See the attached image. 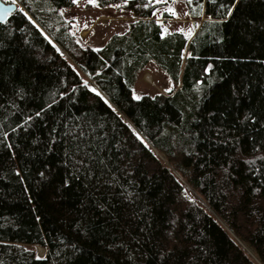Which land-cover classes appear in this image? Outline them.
Instances as JSON below:
<instances>
[{
  "label": "trees",
  "instance_id": "obj_1",
  "mask_svg": "<svg viewBox=\"0 0 264 264\" xmlns=\"http://www.w3.org/2000/svg\"><path fill=\"white\" fill-rule=\"evenodd\" d=\"M15 1L0 264H264V0H187L190 37L163 35L152 0H94L136 17L98 48L73 0ZM148 62L176 88L134 98Z\"/></svg>",
  "mask_w": 264,
  "mask_h": 264
},
{
  "label": "rangeland",
  "instance_id": "obj_2",
  "mask_svg": "<svg viewBox=\"0 0 264 264\" xmlns=\"http://www.w3.org/2000/svg\"><path fill=\"white\" fill-rule=\"evenodd\" d=\"M152 1L159 4L152 17L160 22L162 34L177 31L186 37L192 35L198 21L188 18L187 0ZM60 12L66 20L74 23L81 44L92 48L103 45L111 34L124 33L130 23L136 19L135 15L124 7V2L99 7L94 0H75L72 6L64 7ZM175 88V84L153 62H148L137 75L132 95L134 98H139L142 94L166 95ZM245 250L250 257H253L248 248ZM36 253L41 256L38 248Z\"/></svg>",
  "mask_w": 264,
  "mask_h": 264
},
{
  "label": "water",
  "instance_id": "obj_3",
  "mask_svg": "<svg viewBox=\"0 0 264 264\" xmlns=\"http://www.w3.org/2000/svg\"><path fill=\"white\" fill-rule=\"evenodd\" d=\"M0 6H2L3 8L10 9V11H9V13H8L7 16H4V15L0 14V23H3V22H5L8 19V17L10 16V14L13 11L16 10L17 6H16V3H13V2H4L2 0H0Z\"/></svg>",
  "mask_w": 264,
  "mask_h": 264
},
{
  "label": "snow or ice",
  "instance_id": "obj_4",
  "mask_svg": "<svg viewBox=\"0 0 264 264\" xmlns=\"http://www.w3.org/2000/svg\"><path fill=\"white\" fill-rule=\"evenodd\" d=\"M12 2L15 3V0H12ZM73 2H75V0H73ZM9 11L10 9L3 8L2 6H0V14L7 16ZM97 95H99V93H97Z\"/></svg>",
  "mask_w": 264,
  "mask_h": 264
},
{
  "label": "bare ground",
  "instance_id": "obj_5",
  "mask_svg": "<svg viewBox=\"0 0 264 264\" xmlns=\"http://www.w3.org/2000/svg\"><path fill=\"white\" fill-rule=\"evenodd\" d=\"M38 252H39V254L42 256V254H43V248L38 247Z\"/></svg>",
  "mask_w": 264,
  "mask_h": 264
},
{
  "label": "crops",
  "instance_id": "obj_6",
  "mask_svg": "<svg viewBox=\"0 0 264 264\" xmlns=\"http://www.w3.org/2000/svg\"><path fill=\"white\" fill-rule=\"evenodd\" d=\"M162 29V28H161ZM170 33V32H169ZM163 35H165V34H163Z\"/></svg>",
  "mask_w": 264,
  "mask_h": 264
},
{
  "label": "built area",
  "instance_id": "obj_7",
  "mask_svg": "<svg viewBox=\"0 0 264 264\" xmlns=\"http://www.w3.org/2000/svg\"><path fill=\"white\" fill-rule=\"evenodd\" d=\"M244 249H246V248H244Z\"/></svg>",
  "mask_w": 264,
  "mask_h": 264
}]
</instances>
